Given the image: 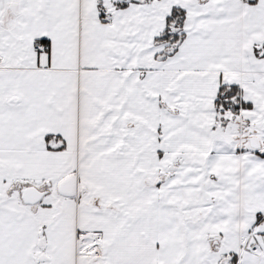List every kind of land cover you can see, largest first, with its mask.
I'll return each instance as SVG.
<instances>
[{"label":"snow or ice","instance_id":"obj_1","mask_svg":"<svg viewBox=\"0 0 264 264\" xmlns=\"http://www.w3.org/2000/svg\"><path fill=\"white\" fill-rule=\"evenodd\" d=\"M0 264H264V0H0Z\"/></svg>","mask_w":264,"mask_h":264}]
</instances>
